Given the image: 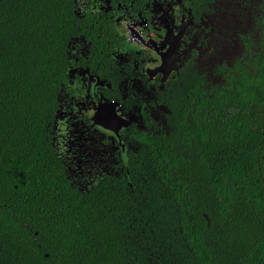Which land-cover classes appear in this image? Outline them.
<instances>
[{"label": "trees", "instance_id": "trees-1", "mask_svg": "<svg viewBox=\"0 0 264 264\" xmlns=\"http://www.w3.org/2000/svg\"><path fill=\"white\" fill-rule=\"evenodd\" d=\"M74 1L0 0V264H264V6L221 83L187 64L159 94L168 131L143 113L121 171L81 191L52 127L70 40L107 46Z\"/></svg>", "mask_w": 264, "mask_h": 264}, {"label": "flooded vegetation", "instance_id": "flooded-vegetation-1", "mask_svg": "<svg viewBox=\"0 0 264 264\" xmlns=\"http://www.w3.org/2000/svg\"><path fill=\"white\" fill-rule=\"evenodd\" d=\"M216 1H74L73 12L76 17H84L87 13L98 14V20L95 22L98 23L100 34H105L107 47L103 50L106 54L104 63L88 57L92 45L86 34L73 37L68 44L67 73L70 79L68 86L62 87L61 90L70 100L68 118L71 121L72 128L69 127L72 129V135L69 133V136L77 142H82L86 140V132L92 131L103 136L100 140L102 145L115 147H109L114 151V166L111 172L105 175H117L121 171L125 152L135 151L136 142L130 137L131 131L135 129L137 132H149L152 128L145 123L143 113L157 125V131H168L165 115L170 114V110L164 102L159 101V94L166 92L169 82L179 78L187 64L196 72L202 73L207 87H210L222 81L219 68L232 67L235 59L239 57L237 56L231 65L218 66L215 76L211 73L212 70L206 69L203 61L197 58L207 49V44L213 37L212 31L217 21L212 19V15ZM263 2L264 0H261L257 8L254 4H249L254 8V12L256 11L251 21L262 15ZM88 28L96 31L93 25L87 26ZM126 33L131 36L132 41L126 39ZM240 35L246 34L238 33L241 54L243 45ZM174 48L175 52L172 53ZM107 103H115L116 117L130 123L118 127V120L112 128L94 123L92 117L98 106ZM61 110L59 103L52 127V141L57 157L66 168L55 142V125L59 121V114L63 113ZM78 147H81L79 143ZM84 149L87 153L93 151L78 148L81 153L77 152L79 157L87 156L83 152Z\"/></svg>", "mask_w": 264, "mask_h": 264}, {"label": "rangeland", "instance_id": "rangeland-1", "mask_svg": "<svg viewBox=\"0 0 264 264\" xmlns=\"http://www.w3.org/2000/svg\"><path fill=\"white\" fill-rule=\"evenodd\" d=\"M250 3L257 8L261 4V0H249L248 2L247 0H217L215 2L212 19L217 23L212 31L213 37L210 38L207 49L197 57L199 61H203L206 69L212 70L213 76H215L218 66L231 65L233 60L239 56L241 43L238 33H254V21L251 19L256 11L254 12V8L249 6ZM125 37L129 41L133 40L127 33ZM209 82L211 83L212 80ZM58 101L61 104V111H63L59 114V121L55 125V142L58 144V152L66 164L67 176L72 184L81 191H88L94 186L97 179L105 173L111 172L112 166H114L112 155L114 151L111 149H115V147L102 145L100 140L103 136L92 131L86 132V140L84 139L85 141L82 142H77L75 138L69 136V133H72L71 121L68 118L70 100L61 90ZM105 140L108 139L105 138ZM78 143L81 147H78ZM78 148L93 149V151L87 153L84 149L83 152L87 156L79 157Z\"/></svg>", "mask_w": 264, "mask_h": 264}, {"label": "water", "instance_id": "water-1", "mask_svg": "<svg viewBox=\"0 0 264 264\" xmlns=\"http://www.w3.org/2000/svg\"><path fill=\"white\" fill-rule=\"evenodd\" d=\"M172 53L175 52V48L171 50ZM173 61V60H172ZM115 103L101 104L98 106V110L92 117L94 123L102 125L105 128H112V125L118 121V127L127 126L130 121H125L121 118H117L114 113Z\"/></svg>", "mask_w": 264, "mask_h": 264}, {"label": "bare ground", "instance_id": "bare-ground-1", "mask_svg": "<svg viewBox=\"0 0 264 264\" xmlns=\"http://www.w3.org/2000/svg\"><path fill=\"white\" fill-rule=\"evenodd\" d=\"M237 69V68H236ZM117 107V106H116ZM99 125V124H98ZM52 140V139H51ZM60 161V160H59ZM77 185V184H76Z\"/></svg>", "mask_w": 264, "mask_h": 264}, {"label": "snow or ice", "instance_id": "snow-or-ice-1", "mask_svg": "<svg viewBox=\"0 0 264 264\" xmlns=\"http://www.w3.org/2000/svg\"><path fill=\"white\" fill-rule=\"evenodd\" d=\"M110 135H112V133H110Z\"/></svg>", "mask_w": 264, "mask_h": 264}]
</instances>
